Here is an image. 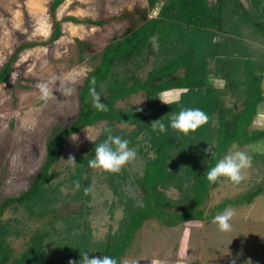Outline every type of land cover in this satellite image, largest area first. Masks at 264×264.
<instances>
[{
    "label": "trees",
    "instance_id": "trees-1",
    "mask_svg": "<svg viewBox=\"0 0 264 264\" xmlns=\"http://www.w3.org/2000/svg\"><path fill=\"white\" fill-rule=\"evenodd\" d=\"M64 1H49V36L20 41L0 64V83L8 80L23 50L58 39L62 21L103 26L123 20L126 24L99 52L90 41L75 38L78 60L97 62L78 87L79 107L73 120L51 125L42 163L28 186L17 194H0V264H69L70 260L78 264L81 251L109 255L122 264L146 221L172 227L213 219L227 207L249 204L264 194V152L247 151L248 144L264 140V128L251 127L258 106L264 104V0H248L247 5L242 0H146L147 6L135 4L98 19L58 18L56 11ZM150 10L155 14L149 15ZM93 77L107 112L91 105ZM221 81L226 85L221 86ZM172 90L178 91L180 100L165 104L160 94ZM139 92L144 95L142 104H120ZM182 108L203 110L208 123L187 135L170 126L161 133L151 124L162 118L168 126L169 114ZM121 121L127 126L121 127ZM98 123L103 125L96 139L73 154L77 166L58 169L67 138ZM105 127L129 141L142 167L139 172H130L135 171L130 167L118 174L103 172L122 215L114 230L111 227L97 239L86 217L90 195L83 188L90 186V177L84 173L91 169L88 161L94 158L96 145L106 138ZM208 145L214 155L205 153ZM234 146L252 157L251 183L237 195L205 207L219 181L210 183L206 171ZM64 172L71 174V181H80V190L65 192L61 184L51 186ZM129 176L135 195L123 189ZM13 236L21 237L18 251Z\"/></svg>",
    "mask_w": 264,
    "mask_h": 264
},
{
    "label": "rangeland",
    "instance_id": "rangeland-1",
    "mask_svg": "<svg viewBox=\"0 0 264 264\" xmlns=\"http://www.w3.org/2000/svg\"><path fill=\"white\" fill-rule=\"evenodd\" d=\"M49 1L0 0V64L20 41L44 40L49 36L52 26ZM242 1L248 4V0ZM135 4L147 6V1L65 0L59 5L56 16L98 19L131 9ZM154 14V10L149 11V15ZM61 24L62 34L58 39L48 45L23 50L13 63L8 80L0 83L1 196L17 194L28 186L42 163L51 125H67L77 113L78 87L97 60H78L75 38L90 41L94 51L99 52L113 35L124 30L126 22L110 21L103 26L71 21H62ZM53 75L60 77L59 82L74 87V94L65 96L54 91L56 98L40 100L35 85L48 81ZM50 87L55 88V85ZM262 88L264 91V77ZM165 93L177 95L178 91L161 93L162 101H165ZM143 100L144 95L139 92L120 104L131 102L139 105ZM102 125L98 123L76 132L78 140L75 142L70 135L56 167L64 169L68 156L96 139ZM251 127L264 128V104L258 106ZM130 149L136 150L134 147ZM247 151L264 152V140L248 144ZM141 161L136 153L135 160L124 167L135 170L130 172H139ZM70 175L64 172L51 186L61 184L62 188L69 191L73 188ZM87 175L90 185H95V188L89 193L86 217L93 237L99 239L111 227V230L117 227L122 211L103 171L90 169L84 173V177ZM244 175L245 179L239 185L220 178L217 186L211 190L205 207H211L245 190L253 177L251 168L245 170ZM125 182L122 184L123 189L135 195L130 176ZM71 205L75 207L78 202L75 200ZM232 208L236 211L231 221L233 228L226 233L218 231L212 223L213 219L189 220L172 227L163 226L155 220L146 221L124 259L138 260V264H150L153 258L161 260L162 264H231L233 259L236 264H249V261L251 264H264V194L249 204ZM26 223L29 227L34 226L33 222ZM11 242L17 251L21 248V237L13 236Z\"/></svg>",
    "mask_w": 264,
    "mask_h": 264
},
{
    "label": "clouds",
    "instance_id": "clouds-1",
    "mask_svg": "<svg viewBox=\"0 0 264 264\" xmlns=\"http://www.w3.org/2000/svg\"><path fill=\"white\" fill-rule=\"evenodd\" d=\"M60 77L53 75L48 81L39 82L35 87L39 91V99L47 101L54 96V91L60 92L62 95H72L75 92L74 87H69L65 82H59ZM89 96L91 98V105L94 109L99 112H107L109 109L105 103L102 102L100 94L96 90V80L93 77L90 80ZM221 86L226 85V81H221ZM55 85V88L50 87ZM185 93L187 89L183 90ZM180 96L171 93H165V104L178 103ZM141 109H137L140 111ZM169 125L166 126L162 122V118L152 122L156 126V129L165 133L170 126L171 129L178 131L184 135L190 132H195L198 128L205 125L209 121V116L206 112L199 108H182L178 113L169 114ZM127 123L121 121V127H126ZM103 132L106 134V138L96 145L94 158L89 159L88 167L91 169H99L103 172L110 174H118L122 168L135 160L136 152L129 148V141L122 138L120 135L113 134L111 127H105ZM88 135V133H87ZM87 138V137H86ZM72 141H77V134H71ZM235 150H229L222 158L206 171V179L210 183H216L220 178H226L234 185H239L245 179V170L252 167V157L243 150L235 148ZM206 154L210 153L214 155L213 149L210 145L204 150ZM65 161V160H64ZM66 164L72 168L77 166L75 157L69 155ZM82 187L79 180L73 182V190H80ZM95 185H90L83 188L85 195H88L93 191ZM62 191H67L66 188H62ZM236 215L235 209L232 207L225 208L222 212L214 216L212 223H214L218 231L230 232L232 231L233 225L231 223L233 217ZM69 264H76L75 261L70 260ZM78 264H118L115 257L109 255L102 256H90L89 252L81 251L80 260ZM122 264H138V260L135 259H124ZM150 264H162V261L156 258L150 259ZM231 264H236L235 259L231 261ZM251 264V261H249Z\"/></svg>",
    "mask_w": 264,
    "mask_h": 264
},
{
    "label": "crops",
    "instance_id": "crops-1",
    "mask_svg": "<svg viewBox=\"0 0 264 264\" xmlns=\"http://www.w3.org/2000/svg\"><path fill=\"white\" fill-rule=\"evenodd\" d=\"M178 94V93H177Z\"/></svg>",
    "mask_w": 264,
    "mask_h": 264
}]
</instances>
